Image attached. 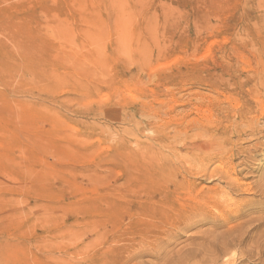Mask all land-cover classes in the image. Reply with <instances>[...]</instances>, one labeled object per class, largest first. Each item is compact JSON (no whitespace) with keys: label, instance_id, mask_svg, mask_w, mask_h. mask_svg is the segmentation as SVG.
Returning <instances> with one entry per match:
<instances>
[{"label":"rangeland","instance_id":"obj_1","mask_svg":"<svg viewBox=\"0 0 264 264\" xmlns=\"http://www.w3.org/2000/svg\"><path fill=\"white\" fill-rule=\"evenodd\" d=\"M263 114L264 0H0V264H264Z\"/></svg>","mask_w":264,"mask_h":264},{"label":"bare ground","instance_id":"obj_2","mask_svg":"<svg viewBox=\"0 0 264 264\" xmlns=\"http://www.w3.org/2000/svg\"><path fill=\"white\" fill-rule=\"evenodd\" d=\"M105 1H106V0H105ZM143 1H144V0H143ZM107 2H108V1H107ZM107 2H106V3H107ZM116 2H117V0H116ZM123 2H124V1H123ZM123 2H122V3H123ZM140 2H141V1H140ZM119 3H120V2H119ZM118 5H119V4H118ZM96 6H97V5H96ZM109 6H110V5H109ZM120 6H121V5H120ZM105 7H106V6H105ZM107 8H108V7H107ZM114 8H116V11H117V7H114ZM122 8H123V7H122ZM118 9H119V7H118ZM123 9H124V8H123ZM126 9H127V8H126ZM109 10H110V9H109ZM111 10H112V7H111ZM119 10H120V9H119ZM127 10H128V9H127ZM113 11H115V9H113ZM114 13H115V12H114ZM118 13H119V12H118ZM115 14H116V13H115ZM120 15H121V14H120ZM118 16H119V15H118ZM118 16H117V17H118ZM126 16H127V15H126ZM126 16H125V17H126ZM123 18H124V17H123ZM117 19H118V18H117ZM119 19H122V17L120 18V16H119ZM122 20H123V19H122ZM127 22H128V21H127ZM123 25H124V24H123ZM119 26H121V25H119ZM116 28H117V24H116ZM119 28H120V27H119ZM121 28H122V27H121ZM119 32H120V31H119ZM118 35H119V34H118ZM240 114H241V113H240ZM238 115H239V114H238ZM263 115H264V114H263ZM244 116H245V115H244ZM244 116H243V117H244ZM245 117H246V116H245ZM246 118H247V117H246ZM246 118H245V119H246ZM238 120H240V119H238ZM247 120H248V119H247ZM241 121H242V120H241ZM249 121H250V120H249ZM235 123H236V122H235ZM244 123H245V122H244ZM238 124H239V123H238ZM241 124H242V123H241ZM204 125H205V124H204ZM208 125H209V124H208ZM243 125H244V124H243ZM253 125H254V123H253ZM204 128H205V127H204ZM253 128H254V127H253ZM207 136H208V135H207ZM232 143H233V142H232ZM201 144H202V143H201ZM208 144H209V143H208ZM200 146H201V145H200ZM217 146H218V145H217ZM196 149H197V148H196ZM223 149H225V148H223ZM245 149H246V148H245ZM206 150H208V149H206ZM199 151H200V150H199ZM224 151H225V150H224ZM230 151H231V150H230ZM193 152H194V151H193ZM206 152H207V151H206ZM199 153H201V152H199ZM231 153H232V152H231ZM222 154H223V153H222ZM249 154H250V153H249ZM208 156H209V155H208ZM221 162H222V161H221ZM161 164H162V162H161ZM221 164H222V163H221ZM232 164H233V163H232ZM158 165H159V164H158ZM162 165H163V164H162ZM165 165H166L165 167H167V164H166V163H165ZM239 165H240V164H239ZM163 166H164V165H163ZM163 166H160V167H163ZM225 166H226V165H225ZM237 166H238V165H237ZM165 167H163V168L165 169ZM218 167H219V165H218ZM238 167H239V166H238ZM163 168H160V169H163ZM172 168H173V169H172ZM172 168H171V170H175L174 167H172ZM197 168H198V167H197ZM232 168H233V167H232ZM169 169H170V168H169ZM221 169H222V168H221ZM235 169H236V168H235ZM237 169H238V168H237ZM176 170H178V169H176ZM189 170H190V169H189ZM231 170H232V169H231ZM240 170H241V169H240ZM169 171H170V170H169ZM190 171H191V170H190ZM194 171H195V170H194ZM223 171H224V170H223ZM228 171H229V170H228ZM195 172H196V171H195ZM230 172H231V171H230ZM172 173H173V171H172ZM236 173H237V172H236ZM227 174H228V175H227ZM227 174H226L227 177H229L228 180L231 179L232 181H234V183L236 182V184H237L238 187L241 186V185L238 183V182H239V181H238L239 179H233L232 176L230 175V173L227 172ZM181 175H182V174H181ZM234 175H235V174H234ZM222 176H223V175H222ZM211 178H212V177H211ZM215 180H216V179H215ZM170 181H171V179H170ZM170 181H168V182H170ZM176 181H177V180H176ZM227 184H229L228 181H227ZM243 185H244V184H243ZM263 185H264V184H263ZM263 185H261V186H263ZM231 187H232V186H231ZM249 187H250V186H249ZM229 188H230V187H229ZM263 188H264V187H263ZM263 188H262V189H263ZM247 189H248V188H247ZM251 189H254V187L251 188ZM256 189H257V187L255 188V190H256ZM259 189H260V188H259ZM259 189H258V191L261 192L262 190H259ZM209 190H210V189H209ZM215 190H216V189H215ZM216 191H217V190H216ZM253 191H254V190H253ZM210 192H211V191H210ZM242 192H243V191H242ZM256 192H257V191H256ZM262 192H263V191H262ZM243 193H244V192H243ZM226 194H227V192L222 191V192H220L219 194H217V193H215V194L212 193V194H207L206 196H207V198L218 199L219 201L224 202V201L227 200V195H226ZM247 194H248V193H247ZM250 194H251V193H250ZM252 194H254V193L252 192ZM263 195H264V194H263ZM230 196H231V194H230ZM228 200H229V199H228ZM201 202H202V201H201ZM210 202H211V201H210ZM227 202H228V201H227ZM233 202H235V201L233 200ZM218 203H219V202H218ZM225 203H226V202H225ZM210 204H211V203H210ZM212 204H213V203H212ZM235 204H236V203H235ZM227 205H228V204H227ZM232 205H233V203H232ZM240 205H241V204H240ZM224 206H225V205H224ZM230 207H232V206L230 205ZM212 208H214V207H212ZM212 208H211V209H212ZM235 208H236V207H235ZM238 208H239V207H238ZM238 208H236V210H237ZM224 209H225V208H224ZM229 209H230V208H229ZM233 209H234V208H233ZM240 209H241V207H240ZM224 211H225V210H224ZM224 211H223V212H224ZM201 213H202V212H201ZM200 215H201V214H200ZM225 222H226V221H225ZM243 227H245V225H244ZM256 227H257V226H256ZM257 228H258V227H257ZM243 229H244V228H243ZM248 229H249V228H248ZM255 230H256V229H255ZM240 231H242V229H240ZM250 231L252 232V230H250ZM250 231H249V232H250ZM260 231H261V230H260ZM229 233H230V232H229ZM241 233L244 234V233H246V232L243 233V231H242ZM215 234H216V233H215ZM225 234H226V233H225ZM247 235H248V234H247ZM221 236H222V235H221ZM221 236H220V237H221ZM263 236H264V235H263ZM217 237H218V236H217ZM220 237H219V239H220ZM225 237H226V235H225ZM247 237H248V236H247ZM232 238H233V237H232ZM241 238H242V237H241ZM221 239H224V236H223V238H221ZM229 239H230V238H229ZM260 239H262V238H260ZM212 240H213V239H212ZM212 240L210 239V243H211V244H210V243H208V244H209V245H212V246H213L212 248H214L215 245H213V243H212L213 241H212ZM225 240H226V239H224V241H225ZM241 240H242V239H241ZM245 240H246V239H245ZM211 241H212V242H211ZM217 241H218V240H217ZM219 241H222V240H219ZM246 242H247V240H246ZM257 242H258V241H256V243H257ZM240 243H241V241H239L238 243H237V242H232L231 244H227L226 247L229 249V248H232V247H236V246L239 245ZM256 243H255V244H256ZM204 244L208 245L207 242H206V243L204 242ZM214 244H215V243H214ZM258 244H259V243H258ZM200 245H201V244H200ZM202 245H203V244H202ZM206 245H205V246H206ZM217 245H218V244H217ZM243 245H244V244H243ZM243 245H242V247H243ZM245 245H246V244H245ZM259 245H260V244H259ZM203 247H204V246H203ZM203 247H202V248H203ZM242 247H241V248H242ZM247 247H248V246H247ZM255 247H256V246H255ZM204 248H205V247H204ZM204 248H203V249H204ZM209 248H210V247H209ZM241 248H240V246L238 247V249H241ZM251 248H252V246H251ZM195 249H199V248L196 247ZM216 249H217L216 252H218V248H216ZM238 249H237V250H238ZM249 249H250V248H249ZM208 250H209V251H208ZM208 250H206V251H207V252H210V249H208ZM247 250H248V249H247ZM240 251H241V250H240ZM248 251H250V250H248ZM248 251H247V252H248ZM259 251H260V250H259ZM216 252H215V254H213V256L217 254ZM220 252H221V251H220ZM232 252H233V251H232ZM242 252L245 253L246 251H242ZM242 252H241V253H242ZM247 252H246L247 256L250 257V256H251V253L248 252L249 255H250V256H249ZM218 253H219V252H218ZM258 253H259V252H258ZM261 253H262V251H261ZM186 254H187V252H186ZM186 254H185V255H186ZM211 254H212V253H211ZM230 254H231V253H230ZM234 254H235V253H234ZM177 255H178V254H177ZM183 255H184V254H183ZM185 255H184V256H185ZM187 255H188V254H187ZM187 255H186V256H187ZM193 255H195V254H193ZM198 255L201 256L200 254H198ZM209 255H210V254H209ZM217 255H218V254H217ZM241 255H243V254H241ZM244 255H245V254H244ZM188 256H189V258H190V254H189ZM195 256H196V255H195ZM204 256H205V255H204ZM174 257H176V256H174ZM182 257H183V256H181V259H183V258L186 259V261H185V264H186V262L188 261V259H187L188 257H183V258H182ZM192 257H193V256H192ZM192 257H191V258H192ZM196 257H197V256H196ZM201 257H202V256H201ZM243 257H244V256H243ZM176 258H177V257H176ZM178 258H180V257H178ZM178 258H177V259H178ZM193 258H194V257H193ZM193 258H192V259H193ZM206 258H208V257H206ZM206 258H205V259H206ZM216 258H217V257H216ZM225 258H227V257H225ZM225 258H224V260H225ZM235 258H236V257H235ZM246 258H247V257H246ZM251 258H252V260L254 259L253 257H251ZM165 259H166V258H165ZM165 259H164V261H165ZM167 259H168V258H167ZM199 259H201V258H199ZM209 259H211V257H210ZM227 259H228V258H227ZM248 259H249V258H248ZM257 259H262V258L259 257V258H257ZM169 260H170V259H169ZM169 260H167V261H169ZM172 260H173V259H171V262H172ZM174 260L176 261V259H174ZM189 260H190V259H189ZM193 260L195 261V259H193ZM177 261H178V260H177ZM181 261H182V260H181ZM183 261H184V260H183ZM190 261H191V263H192V260H190ZM190 261H189V262H190ZM228 261H229V260H228ZM259 261H260V260H259ZM263 261H264V259H263ZM173 262H174V261H173ZM196 262H197V261H196ZM220 262H221V261H220ZM261 262H262V261H261ZM261 262H260V263H261ZM166 263H167V262H166ZM166 263H165V264H166ZM174 263H175V262H174ZM177 263H178V262H177ZM200 263H201V262H200ZM225 263H226V262H225ZM168 264H169V263H168ZM170 264H171V263H170ZM175 264H176V263H175ZM178 264H181V263H178ZM182 264H183V262H182ZM187 264H188V263H187ZM198 264H199V262H198ZM228 264H229V263H228ZM233 264H234V263H233Z\"/></svg>","mask_w":264,"mask_h":264}]
</instances>
